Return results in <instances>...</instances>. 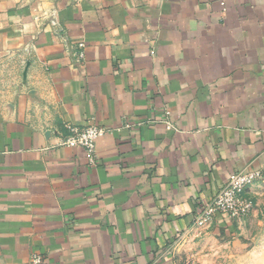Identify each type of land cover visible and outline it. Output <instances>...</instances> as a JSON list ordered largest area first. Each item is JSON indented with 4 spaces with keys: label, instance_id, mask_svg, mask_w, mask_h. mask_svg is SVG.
<instances>
[{
    "label": "crops",
    "instance_id": "1",
    "mask_svg": "<svg viewBox=\"0 0 264 264\" xmlns=\"http://www.w3.org/2000/svg\"><path fill=\"white\" fill-rule=\"evenodd\" d=\"M88 123L95 165L59 144ZM263 164L264 0H0V264H184L203 203Z\"/></svg>",
    "mask_w": 264,
    "mask_h": 264
},
{
    "label": "rangeland",
    "instance_id": "2",
    "mask_svg": "<svg viewBox=\"0 0 264 264\" xmlns=\"http://www.w3.org/2000/svg\"><path fill=\"white\" fill-rule=\"evenodd\" d=\"M252 211L241 220L192 227L174 250L184 264H264V180L247 189Z\"/></svg>",
    "mask_w": 264,
    "mask_h": 264
},
{
    "label": "built area",
    "instance_id": "3",
    "mask_svg": "<svg viewBox=\"0 0 264 264\" xmlns=\"http://www.w3.org/2000/svg\"><path fill=\"white\" fill-rule=\"evenodd\" d=\"M223 3V2H222ZM84 42L75 44L71 50L73 60L81 63L84 59ZM169 128L175 129L170 111H165L162 118ZM68 133L60 137L59 144L67 147H81L85 150L90 164L97 163V140L112 129L88 123L82 126L67 125ZM264 180V164L259 168L242 169L230 173L228 179L214 195L202 205L193 217L191 228L212 222L217 215H224L231 220H241L249 215L253 208L250 197L247 196L248 187L255 181ZM42 255L32 253L27 264H41Z\"/></svg>",
    "mask_w": 264,
    "mask_h": 264
}]
</instances>
